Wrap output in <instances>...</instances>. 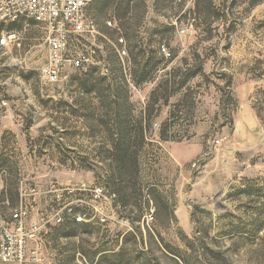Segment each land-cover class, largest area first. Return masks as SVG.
Wrapping results in <instances>:
<instances>
[{"label":"rangeland","instance_id":"374dc122","mask_svg":"<svg viewBox=\"0 0 264 264\" xmlns=\"http://www.w3.org/2000/svg\"><path fill=\"white\" fill-rule=\"evenodd\" d=\"M126 1H92L93 32L70 49L92 53L93 64L67 68L52 84L40 78L43 28L29 18L0 23V33L14 34L0 48V97L9 101L0 192L15 182L19 192L13 205L0 197L2 214L27 205L39 228L29 242L43 257L36 264H264V0H214L198 11L194 0H131L128 9ZM130 51L160 57L153 80L132 83ZM120 74L132 105L123 143L138 158L142 193L132 196L127 177L122 211L107 193ZM148 106L141 138L133 122ZM92 187L107 189L104 198L91 197ZM29 188L35 194L21 197ZM66 207L84 221L73 224Z\"/></svg>","mask_w":264,"mask_h":264},{"label":"built area","instance_id":"2783aa9c","mask_svg":"<svg viewBox=\"0 0 264 264\" xmlns=\"http://www.w3.org/2000/svg\"><path fill=\"white\" fill-rule=\"evenodd\" d=\"M92 1L94 0H0V23L29 18L43 28L47 53L40 68V78L52 84L62 77L67 68L86 69L93 64L92 53L70 49L72 39L93 32V26L89 25L86 18L87 8ZM179 32L183 33L184 30L180 29ZM13 38L14 34L1 32L0 48H6ZM160 52L170 56L165 46H161ZM120 54L126 55L125 50L121 49ZM8 107L9 101L0 97V114L7 111ZM221 141V137L213 140V146L218 147ZM88 190L94 199L104 198L103 188L92 187ZM33 194L34 188L20 191L21 197ZM65 212L73 215L74 224L84 221L83 216L76 214L72 207H66ZM29 217V209L23 202L11 209L9 218L0 210V264H36L43 261L39 247L29 246L39 229L30 224ZM54 217V223L62 222L60 215L55 214ZM100 221L105 222V219L100 218Z\"/></svg>","mask_w":264,"mask_h":264},{"label":"trees","instance_id":"16d2710c","mask_svg":"<svg viewBox=\"0 0 264 264\" xmlns=\"http://www.w3.org/2000/svg\"><path fill=\"white\" fill-rule=\"evenodd\" d=\"M130 2L131 0L126 1L127 9L129 8ZM204 4L207 5L209 9L214 8V0H194V7L196 11H198L199 7ZM255 4H258V2H256ZM181 18H183V15H181L180 18H178L177 20ZM154 52L156 53L157 51H154ZM141 53L142 51L141 52L139 51V55ZM150 53H152V51H150ZM128 55H129V65H130L128 67V72H129L132 83L138 86L146 81L153 80L154 73L156 72V70L159 68V65H160V61H161L160 57L154 58L152 56H149L146 59L139 60L138 59L139 55L135 56L133 55L131 51ZM116 78L118 79V82L116 79L114 80V82H116L118 86H117V91L115 92V95L117 97L121 96L124 99V104L117 107V102L115 100L116 107H115V112H114V124H115L116 131H117L118 143L114 146V152L110 156V160H109L110 168H111L110 170L112 171L110 180H109L110 183L109 182L107 183L109 190L104 189V188L103 190L105 193L108 191L107 192L108 195L113 200V203H114L113 206L118 207L122 211L123 207L126 206V204L128 203V198H129V197L128 198L126 197V194H125L126 186L124 184L127 181V177L128 179L132 181L133 192H134L132 196L135 195L136 197V195H138L139 197H141L142 193H140V189H139L140 187L136 189V186L137 185L139 186V183H138L139 179L137 175L138 158L136 157L135 153L133 155L132 153H129L128 145L123 143L125 142V137H126L125 132L127 129V125L129 123V118L131 117L129 108L132 105L129 104L126 100L125 88L127 87V85L124 84L123 76L120 74L119 76H116ZM162 86H163V82H160V83L158 82L157 86L152 90L150 96L153 97V95L157 91H159V89H161ZM91 88L92 87H85L84 90L85 92H90ZM165 88H166L165 90L168 89L167 86H165ZM166 99L164 100L165 102L164 104H166ZM262 104L264 105V92H263ZM153 112H154V109L148 106L143 109L141 114L139 113V117L135 118L133 122L134 128H136L135 130L137 131L138 136L140 135L139 137L142 138V132H143V129H142L143 127H142L141 122L148 120L152 116ZM155 112L157 113L158 110ZM131 121L132 119H130V122ZM142 187L143 186L141 184V188ZM149 187L153 189L151 190L148 189V193H149L148 195L152 196V199L156 204L158 205L160 204V206L162 205V207L166 209L168 207L167 204L160 201L162 200L161 194L157 192L156 189H154L155 188L154 185H149ZM18 195H19V192H18V186L16 182L12 183L10 187L9 185H7L0 192V197L8 199L10 204L12 205L16 203ZM169 210H170V207H169ZM158 211H159V207H158Z\"/></svg>","mask_w":264,"mask_h":264}]
</instances>
